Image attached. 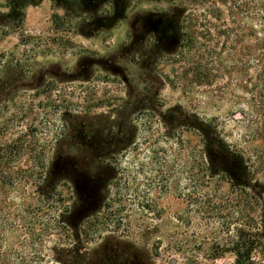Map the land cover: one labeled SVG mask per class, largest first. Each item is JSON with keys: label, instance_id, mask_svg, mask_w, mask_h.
I'll list each match as a JSON object with an SVG mask.
<instances>
[{"label": "rangeland", "instance_id": "374dc122", "mask_svg": "<svg viewBox=\"0 0 264 264\" xmlns=\"http://www.w3.org/2000/svg\"><path fill=\"white\" fill-rule=\"evenodd\" d=\"M160 2L183 22L180 47L176 41L172 49H146L126 22L86 36L80 32L85 24L75 16L61 19L58 2L0 0V144L16 139L32 122L58 123L62 115L68 117V134L54 145L49 175L67 181L77 195L69 216L74 228L111 195L105 181L113 179L114 172L102 158L118 156L127 147L128 133L141 127L144 114L170 128L189 126L197 115L229 118L227 128H233L230 119L240 107L239 77L237 72L223 74L211 59L227 51L228 41L220 31L239 15H228L224 0ZM138 3L132 4L130 14L149 5ZM204 72L211 76L202 78ZM228 82L232 85L226 91ZM152 196L160 217L151 233L139 234L136 215L129 237L109 234L88 244L94 264L103 259L111 264H157L162 261L153 254L157 235L173 243L208 231L202 215L191 211L175 190H155ZM33 202L23 198L24 204ZM166 257L179 262L182 255L170 251ZM232 259L225 254L218 262Z\"/></svg>", "mask_w": 264, "mask_h": 264}, {"label": "trees", "instance_id": "16d2710c", "mask_svg": "<svg viewBox=\"0 0 264 264\" xmlns=\"http://www.w3.org/2000/svg\"><path fill=\"white\" fill-rule=\"evenodd\" d=\"M224 2L228 15L239 17L221 29L227 51L211 60L223 74L239 77L233 128H227L229 118L208 115L175 128L158 117H142L121 157L112 156L115 177L106 191L111 195L74 228L69 216L77 196L49 175L66 115L58 123L32 122L16 139L0 144V264H94L89 243L109 234L129 237L136 215L139 234L156 225L155 190H175L208 228L197 239L173 243L157 235L152 244L162 260L157 264H264V0ZM25 196L34 202L24 204ZM170 251L182 255L179 262L167 259ZM225 254L233 259L218 262Z\"/></svg>", "mask_w": 264, "mask_h": 264}, {"label": "flooded vegetation", "instance_id": "af4514ba", "mask_svg": "<svg viewBox=\"0 0 264 264\" xmlns=\"http://www.w3.org/2000/svg\"><path fill=\"white\" fill-rule=\"evenodd\" d=\"M49 1L50 4L51 1L58 2V5L63 9V13L61 17L62 20H67L72 16H75L77 20L83 22L85 26L80 28V32L86 36L95 34V32H97L101 28L106 27V29L108 30L116 27L118 24L122 22L123 23L126 22L132 28L131 30L133 32V35L137 34L138 37L143 38L144 41L143 46L146 49H157V48L172 49L176 41L180 47L185 37L184 35L185 33L182 25L183 22L180 21V19H178V16L176 17L174 14H172V11L169 10L166 11V9H162L159 6V4H161L160 2L161 0H49ZM144 2L145 4L149 3V5L148 6L142 5V7L139 8L136 13L130 14L129 11L133 3L142 4ZM75 6H80V8L82 9L81 13H79V11L77 10H74ZM149 116L150 115L144 114V116L142 117L148 118ZM67 118L68 117L66 116V119ZM150 119L153 120L154 117L151 116ZM136 120L137 118H134V120L131 122V126L136 124ZM135 130L136 129H133L132 135L133 133H135ZM67 134L68 133L66 126L65 135L62 136L61 139L67 136ZM126 134L127 133H125V135ZM132 135L130 132L128 133L129 140L127 141V144H129V142L132 140ZM123 151L118 156L115 155L114 153H109L106 157L102 158L101 161L102 163H104L105 165H112L114 177H115V169H114V159L112 158V156H114L116 159L120 158ZM113 179H108L107 181H105V184H107V186L110 189H111V184L109 182L112 181ZM57 180L65 181L63 179H57ZM65 182L67 183V181ZM104 188L106 187L104 186L103 188H101V190L105 191Z\"/></svg>", "mask_w": 264, "mask_h": 264}]
</instances>
